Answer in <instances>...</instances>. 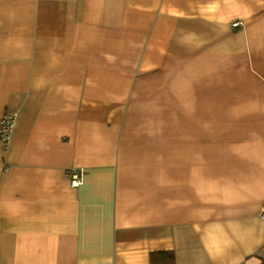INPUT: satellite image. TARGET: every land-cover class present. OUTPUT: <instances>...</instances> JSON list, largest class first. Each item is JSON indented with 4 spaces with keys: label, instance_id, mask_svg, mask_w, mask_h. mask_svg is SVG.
<instances>
[{
    "label": "crops",
    "instance_id": "1",
    "mask_svg": "<svg viewBox=\"0 0 264 264\" xmlns=\"http://www.w3.org/2000/svg\"><path fill=\"white\" fill-rule=\"evenodd\" d=\"M8 113L0 264H262L264 0H0Z\"/></svg>",
    "mask_w": 264,
    "mask_h": 264
},
{
    "label": "built area",
    "instance_id": "2",
    "mask_svg": "<svg viewBox=\"0 0 264 264\" xmlns=\"http://www.w3.org/2000/svg\"><path fill=\"white\" fill-rule=\"evenodd\" d=\"M16 128V115L6 114L2 119H0V139L5 143L9 144L14 130ZM84 173H74L72 175L71 186L77 188L83 184ZM261 218L264 221V207L261 211Z\"/></svg>",
    "mask_w": 264,
    "mask_h": 264
},
{
    "label": "trees",
    "instance_id": "3",
    "mask_svg": "<svg viewBox=\"0 0 264 264\" xmlns=\"http://www.w3.org/2000/svg\"><path fill=\"white\" fill-rule=\"evenodd\" d=\"M159 255V254H158ZM163 255H167L170 258V262H168L167 264H174L175 263V258L174 255H171L169 253H165ZM157 255H153V258L155 259ZM262 264H264V260L262 262Z\"/></svg>",
    "mask_w": 264,
    "mask_h": 264
}]
</instances>
